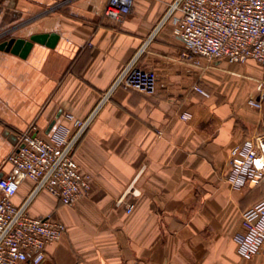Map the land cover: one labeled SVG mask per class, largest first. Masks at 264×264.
I'll return each instance as SVG.
<instances>
[{"label": "crops", "instance_id": "obj_1", "mask_svg": "<svg viewBox=\"0 0 264 264\" xmlns=\"http://www.w3.org/2000/svg\"><path fill=\"white\" fill-rule=\"evenodd\" d=\"M176 1L136 0L111 21L108 0H0V44L45 37L23 57L0 49V177L30 126L47 138L89 121L74 150L89 195L64 206L24 180L13 197L66 227L42 264H264V252L237 253L262 183L236 190L226 180L230 150L264 131V97L248 103L261 68L185 57L181 13L168 15ZM132 62L155 73L154 94L115 86Z\"/></svg>", "mask_w": 264, "mask_h": 264}, {"label": "built area", "instance_id": "obj_2", "mask_svg": "<svg viewBox=\"0 0 264 264\" xmlns=\"http://www.w3.org/2000/svg\"><path fill=\"white\" fill-rule=\"evenodd\" d=\"M136 0H108L104 16L122 21ZM181 13L174 35L182 43L185 57L196 64L226 59L235 63L253 60L261 68L257 80L258 96L249 105L260 108L264 97V0H177L168 15ZM115 86L152 95L156 91L153 71L132 62L118 76ZM203 96L207 93L199 87ZM186 120L189 115H182ZM88 120L74 119L72 134L58 127L47 138L30 126L18 136L15 149L8 156L10 172L0 177V264H42L46 247L60 240L65 225L53 215L32 217L28 201L13 203L24 180L35 183L34 193L45 190L64 206H73L91 191V177L74 157L77 141L86 130ZM226 180L232 189L264 182V131L233 147L228 155ZM133 205L126 206L130 213ZM242 219L246 229L237 245V253L251 259L264 252V199L245 209Z\"/></svg>", "mask_w": 264, "mask_h": 264}, {"label": "water", "instance_id": "obj_3", "mask_svg": "<svg viewBox=\"0 0 264 264\" xmlns=\"http://www.w3.org/2000/svg\"><path fill=\"white\" fill-rule=\"evenodd\" d=\"M44 36H33L29 41L23 39H14L11 38L7 42L0 44V49L5 51H10L13 54L20 55L21 57L25 56L27 51L31 48L34 42L42 43L44 41Z\"/></svg>", "mask_w": 264, "mask_h": 264}, {"label": "rangeland", "instance_id": "obj_4", "mask_svg": "<svg viewBox=\"0 0 264 264\" xmlns=\"http://www.w3.org/2000/svg\"><path fill=\"white\" fill-rule=\"evenodd\" d=\"M251 71V69L249 70V68L248 67H246V72L248 73V72H250ZM253 72V71H252ZM260 195L262 196V195H264V182L262 183V186H261V189H260Z\"/></svg>", "mask_w": 264, "mask_h": 264}, {"label": "trees", "instance_id": "obj_5", "mask_svg": "<svg viewBox=\"0 0 264 264\" xmlns=\"http://www.w3.org/2000/svg\"><path fill=\"white\" fill-rule=\"evenodd\" d=\"M263 199H264V198H263ZM263 199H262V200H263ZM259 202H260V201H259Z\"/></svg>", "mask_w": 264, "mask_h": 264}]
</instances>
